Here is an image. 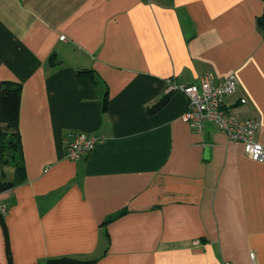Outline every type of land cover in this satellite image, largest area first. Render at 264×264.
Instances as JSON below:
<instances>
[{
  "label": "crops",
  "instance_id": "obj_1",
  "mask_svg": "<svg viewBox=\"0 0 264 264\" xmlns=\"http://www.w3.org/2000/svg\"><path fill=\"white\" fill-rule=\"evenodd\" d=\"M263 14L264 0H0V89L21 85L26 177L0 192V264L3 221L13 264H264V160L212 122L193 130L181 91L151 110L171 79L234 73L225 105L260 121L264 144ZM69 131L103 143L71 160Z\"/></svg>",
  "mask_w": 264,
  "mask_h": 264
},
{
  "label": "built area",
  "instance_id": "obj_2",
  "mask_svg": "<svg viewBox=\"0 0 264 264\" xmlns=\"http://www.w3.org/2000/svg\"><path fill=\"white\" fill-rule=\"evenodd\" d=\"M238 88V80L234 73H229L223 79L217 80L212 72L206 73L198 84H185L169 80L167 93L183 92L188 98L183 119L195 131L202 132L207 123H214L228 139L243 143L246 155L255 161L264 160V144L256 139L261 127L255 118L240 119L229 112L224 99L234 94ZM244 103L245 99H241ZM66 157L71 160L87 156L98 145L103 143L100 136L86 132L69 131L64 137ZM13 190V189H10ZM9 191V190H8ZM8 211L6 203L0 204V214ZM254 260L255 255L251 254ZM221 264H235L225 259Z\"/></svg>",
  "mask_w": 264,
  "mask_h": 264
},
{
  "label": "trees",
  "instance_id": "obj_3",
  "mask_svg": "<svg viewBox=\"0 0 264 264\" xmlns=\"http://www.w3.org/2000/svg\"><path fill=\"white\" fill-rule=\"evenodd\" d=\"M258 24L264 30V14L258 19ZM79 75H88L94 80L92 70H80ZM169 99V93L157 100L151 110H158ZM21 102V85L15 82H3L0 89V192L14 189L25 180V167L23 164V149L21 133L18 126V116ZM108 108L107 94L104 97L103 109ZM12 167V178L5 172L6 167ZM121 213L120 215H122ZM119 215V216H120ZM109 222L114 220L107 219ZM107 222V221H106ZM5 245L8 264H13L8 229L3 221ZM97 259H82L74 256L50 257L44 264H96Z\"/></svg>",
  "mask_w": 264,
  "mask_h": 264
},
{
  "label": "water",
  "instance_id": "obj_4",
  "mask_svg": "<svg viewBox=\"0 0 264 264\" xmlns=\"http://www.w3.org/2000/svg\"><path fill=\"white\" fill-rule=\"evenodd\" d=\"M208 152H209V149H208V148H206V154H208Z\"/></svg>",
  "mask_w": 264,
  "mask_h": 264
}]
</instances>
